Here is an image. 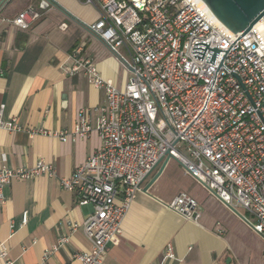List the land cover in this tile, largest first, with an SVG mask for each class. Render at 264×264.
<instances>
[{"label":"built area","instance_id":"2783aa9c","mask_svg":"<svg viewBox=\"0 0 264 264\" xmlns=\"http://www.w3.org/2000/svg\"><path fill=\"white\" fill-rule=\"evenodd\" d=\"M98 19L88 25L129 72L123 90L105 81L81 47L67 57L65 74L81 75L102 90L100 106L82 111L70 131L23 128L5 119L0 104V130L56 138L60 142L86 139L96 131L100 148L68 178L39 159L32 168L0 167V210L3 189L11 180L39 176L55 178L75 195L79 206L91 208L81 229L90 243L87 252L72 258L80 264H103L110 245H116L122 222L151 172L167 156L233 212L253 220L252 231L264 242V33L253 27L233 34L199 0H81ZM41 14L27 7L5 23L30 29ZM217 50V52H215ZM3 71L0 70V76ZM96 114L95 127L89 115ZM121 196V201L116 199ZM197 202L180 193L167 209L197 222ZM27 222L23 213L21 225ZM12 229V227H11ZM219 229L218 234L223 235ZM69 242L57 237L38 264ZM7 247L0 243L4 264ZM264 257V253H263ZM163 260L175 259L168 244Z\"/></svg>","mask_w":264,"mask_h":264},{"label":"crops","instance_id":"0c3cea01","mask_svg":"<svg viewBox=\"0 0 264 264\" xmlns=\"http://www.w3.org/2000/svg\"><path fill=\"white\" fill-rule=\"evenodd\" d=\"M0 0V104L5 119L15 118L23 128L43 127L70 131L82 111L100 106L102 90L81 76L65 74L67 57L75 48L91 58L100 76L123 90L129 72L107 47L90 34L88 25L97 11L81 0ZM32 7L41 18L22 31L3 21ZM89 120L95 127L96 114ZM101 146L96 131L88 138L60 142L56 138L0 130V167L32 168L39 159L51 164L58 177L68 178ZM150 179V178H149ZM122 222L116 245H110L103 264H264V242L251 229L243 211L235 214L188 176L177 161L167 163L147 192L142 189ZM168 188V190H166ZM180 193L196 200L199 219L184 220L167 209ZM0 243L5 260L13 264H38L57 237L69 242L49 255L45 264H80L72 256L90 250L81 229L71 232L69 222L82 224L91 208L79 206L74 193L55 178L11 180L3 189ZM117 203L121 201L119 195ZM27 222L21 225L23 213ZM12 227V229H11ZM224 230L223 235L218 230ZM175 259L163 260L166 246ZM0 264L4 261L0 259Z\"/></svg>","mask_w":264,"mask_h":264},{"label":"water","instance_id":"95a60500","mask_svg":"<svg viewBox=\"0 0 264 264\" xmlns=\"http://www.w3.org/2000/svg\"><path fill=\"white\" fill-rule=\"evenodd\" d=\"M214 18L233 34H246L258 22L264 24V0H199ZM46 4V1L43 0ZM217 52V50H215ZM170 156L151 172L148 184L142 189L147 192L150 186L160 176ZM236 215L240 216L237 212ZM241 217V216H240Z\"/></svg>","mask_w":264,"mask_h":264},{"label":"bare ground","instance_id":"6f19581e","mask_svg":"<svg viewBox=\"0 0 264 264\" xmlns=\"http://www.w3.org/2000/svg\"><path fill=\"white\" fill-rule=\"evenodd\" d=\"M255 27L260 28V29L263 31V33H264V24H263L262 21L258 22V23L255 25Z\"/></svg>","mask_w":264,"mask_h":264},{"label":"rangeland","instance_id":"374dc122","mask_svg":"<svg viewBox=\"0 0 264 264\" xmlns=\"http://www.w3.org/2000/svg\"><path fill=\"white\" fill-rule=\"evenodd\" d=\"M173 161H174L173 159H170V160H169V163H172ZM166 190H168V188H167Z\"/></svg>","mask_w":264,"mask_h":264}]
</instances>
